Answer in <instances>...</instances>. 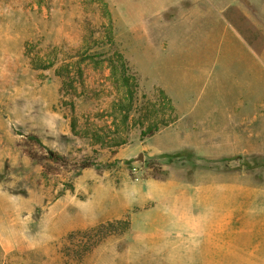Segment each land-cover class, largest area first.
<instances>
[{
  "label": "rangeland",
  "instance_id": "obj_1",
  "mask_svg": "<svg viewBox=\"0 0 264 264\" xmlns=\"http://www.w3.org/2000/svg\"><path fill=\"white\" fill-rule=\"evenodd\" d=\"M254 56L264 0H0V264H167L138 239L165 182L260 217L222 234L260 256L213 260L264 264V122L209 112L247 78L215 63Z\"/></svg>",
  "mask_w": 264,
  "mask_h": 264
},
{
  "label": "crops",
  "instance_id": "obj_2",
  "mask_svg": "<svg viewBox=\"0 0 264 264\" xmlns=\"http://www.w3.org/2000/svg\"><path fill=\"white\" fill-rule=\"evenodd\" d=\"M226 32L228 36L229 33L228 31ZM231 35L233 36L232 33ZM215 64L220 65L217 69L218 71H230L233 75L237 73L238 75L236 74V76L241 75L247 78L243 77L241 82L238 81L236 87H232L233 93L231 96L233 99L228 102L229 104L220 106V108L213 106L209 109V112H215L218 109L226 113L235 112L237 113L235 119L241 126H245L246 122H264V115H262L264 114V57L223 58L221 62H216ZM228 65L230 66L227 67ZM245 80H252L253 82L251 81L252 83L243 85L246 82ZM212 88H216V86ZM162 89L165 93L167 91L170 96L173 94L166 83L163 84ZM152 187L150 197L157 202V206L162 203L164 211L161 214L160 210H158L152 215L153 219L147 222L148 224H145L150 230L146 232L140 231L138 239L146 251L156 248L158 252L154 256L162 258L165 263L218 264L220 261L213 260V257L261 255L257 246L250 241L253 238H246L248 240L246 242L244 238L237 239L236 248H230V241L222 237L223 233H230L227 230V226L231 224L236 226L234 230L236 233H241V235L246 234V231L248 232L247 234L254 232V226L261 224L260 217H252L247 221L239 218L234 222H230L227 220L230 218L229 214L223 215L220 211V205H213L212 200L209 199L211 195L210 197L209 195L206 198L203 197L206 207H204V211L201 210L194 217L193 210L188 205L189 191L187 189L189 188L176 190L177 188L173 187L170 182L155 184ZM205 189L206 193H211L208 191L207 184L205 185ZM234 191L235 188L233 189ZM179 203L181 205H178ZM167 204L168 206H165ZM161 222L165 225L164 231L157 230L154 227L155 230L152 229L153 224ZM246 225L252 227L245 228ZM257 230L259 231L260 229L258 228ZM170 240H175L178 243L171 244L169 243ZM181 240L185 241V244L181 243ZM194 240L197 241L194 243V247L190 244V247L187 246L186 242Z\"/></svg>",
  "mask_w": 264,
  "mask_h": 264
},
{
  "label": "trees",
  "instance_id": "obj_3",
  "mask_svg": "<svg viewBox=\"0 0 264 264\" xmlns=\"http://www.w3.org/2000/svg\"><path fill=\"white\" fill-rule=\"evenodd\" d=\"M123 84L125 86L128 85V81L124 80ZM155 131V128H148V134L152 135V133ZM190 153L187 150H181L179 152L173 153V154H160L158 158L163 159L165 164H170L173 159L175 158H184L189 156ZM149 165V164H148ZM155 177V176H153Z\"/></svg>",
  "mask_w": 264,
  "mask_h": 264
}]
</instances>
